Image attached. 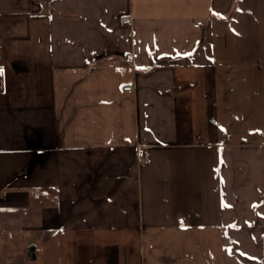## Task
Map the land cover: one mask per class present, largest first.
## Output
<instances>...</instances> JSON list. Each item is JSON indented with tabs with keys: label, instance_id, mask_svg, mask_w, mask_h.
<instances>
[{
	"label": "crops",
	"instance_id": "crops-1",
	"mask_svg": "<svg viewBox=\"0 0 264 264\" xmlns=\"http://www.w3.org/2000/svg\"><path fill=\"white\" fill-rule=\"evenodd\" d=\"M0 69V264H264V0H0Z\"/></svg>",
	"mask_w": 264,
	"mask_h": 264
},
{
	"label": "built area",
	"instance_id": "built-area-1",
	"mask_svg": "<svg viewBox=\"0 0 264 264\" xmlns=\"http://www.w3.org/2000/svg\"><path fill=\"white\" fill-rule=\"evenodd\" d=\"M34 1H39V0H34ZM131 88H133V86L130 85V86L124 87L122 90L125 92H128V91H130ZM146 161H147L146 155L142 154V156L140 157V163L143 164Z\"/></svg>",
	"mask_w": 264,
	"mask_h": 264
},
{
	"label": "snow or ice",
	"instance_id": "snow-or-ice-1",
	"mask_svg": "<svg viewBox=\"0 0 264 264\" xmlns=\"http://www.w3.org/2000/svg\"><path fill=\"white\" fill-rule=\"evenodd\" d=\"M2 75H3V69H0V76H2Z\"/></svg>",
	"mask_w": 264,
	"mask_h": 264
}]
</instances>
